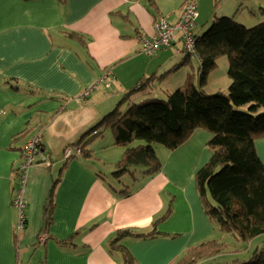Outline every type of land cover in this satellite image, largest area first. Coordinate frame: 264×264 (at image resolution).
<instances>
[{"label":"crops","instance_id":"0c3cea01","mask_svg":"<svg viewBox=\"0 0 264 264\" xmlns=\"http://www.w3.org/2000/svg\"><path fill=\"white\" fill-rule=\"evenodd\" d=\"M186 1L0 0V264H123L121 253L108 248V239L120 229L151 233L170 207L171 215L156 227L157 236L124 243L137 264H175L190 248L221 239L197 188L196 174L213 157L208 145L213 135L201 129L178 149L165 151L162 171L147 177L141 173L131 190L106 184L99 168L103 161L94 151L92 158L77 155L63 173L53 223L45 228L55 169L64 166L67 147L89 140L88 132L134 88L139 90L128 106L149 94L161 96L138 84L178 65L184 55L176 50L182 45L147 56L141 40L154 33L160 17L177 24ZM199 19L196 33L207 22ZM71 32L82 34L86 47L68 39L65 33ZM107 71L112 72L111 85L101 83L85 95ZM187 75L188 68L182 67L162 80L167 83L163 94L181 88ZM27 88L39 93L29 94ZM26 129L27 135L16 138ZM37 134L51 166L37 156L29 170L26 224L19 229L20 210L14 204L18 170L23 148ZM256 150L264 165V137L256 140ZM122 153L116 150L115 164ZM70 238L68 247L59 245Z\"/></svg>","mask_w":264,"mask_h":264},{"label":"trees","instance_id":"16d2710c","mask_svg":"<svg viewBox=\"0 0 264 264\" xmlns=\"http://www.w3.org/2000/svg\"><path fill=\"white\" fill-rule=\"evenodd\" d=\"M114 14L122 15L120 12ZM234 18H215L209 29L202 34L195 32L197 20L194 29L195 56L182 53V61L169 72L138 84L140 89L153 90L154 79L164 80L178 69L187 67L186 83L168 94L167 100L149 94L145 100L130 104L125 111L122 110L123 104L139 90L136 87L88 132L86 136L90 137L89 140L84 142L83 138L67 147L73 149L74 154L66 159L53 183L45 206L46 229L53 223L56 193L69 162L77 155L83 158L94 157L91 145L96 138L103 137L108 129L112 130L115 143L125 149L116 165L118 170L113 173L117 179L126 173L134 175L136 172L131 171L134 167L141 169L146 177L159 174L163 162L154 146L162 145L170 152L174 151L201 129L213 135L208 144L213 157L196 176L204 212L220 233H229L240 241L249 242L264 235V165L256 150V140L264 137V114L254 115L264 109V22L248 28ZM65 34L68 39L82 46L87 45V39L82 34ZM175 44H181L180 49H183L180 37H177ZM223 56L229 58L228 74L231 83L226 91L219 90L210 94L206 91L208 77L216 70ZM192 57L199 61L197 74L193 72ZM19 87L15 84L13 88L20 90ZM27 92L39 93L32 88H27ZM245 105L249 107L248 113L237 110ZM28 133L29 129H26L16 138H22ZM171 213L170 207L155 221L151 233L117 230L108 239V248L112 252L121 253L123 264H137L124 243L130 238L150 239L157 236V225ZM58 243L61 247H68L72 238ZM227 249V243L212 238L190 248L175 264H199L221 255ZM241 264H264V255L256 252L249 261Z\"/></svg>","mask_w":264,"mask_h":264},{"label":"rangeland","instance_id":"374dc122","mask_svg":"<svg viewBox=\"0 0 264 264\" xmlns=\"http://www.w3.org/2000/svg\"><path fill=\"white\" fill-rule=\"evenodd\" d=\"M198 4L200 5V23H203L205 19H207V22H205L204 24H199L203 26L202 28L197 29V32L199 31L198 34L203 33L202 29H204V32H206L215 18L235 17L234 19L236 21L248 28L255 27L264 22V0H198ZM191 61L194 66L193 72L197 74L199 61L196 57H192ZM189 68L192 71L190 65ZM228 71L229 58L227 56H223L219 59L218 67L216 68V70L213 71L208 77V85L206 91L211 94L212 91H216L220 87L222 90L226 91L229 87L228 85H230L231 83H229V80L226 79L230 78ZM165 73V71H162L157 75V77H161ZM160 81L162 80H158L155 83V88L153 89L157 90L158 94H161V96H157L158 99L167 100V95L163 94L162 92V90H165V86L167 85V83L164 81V83H159ZM117 87L118 86H116V88ZM134 99L135 98H133L132 100L134 101ZM137 101L139 100L135 99L134 102L136 103ZM128 102L123 104L122 109L123 107L125 108V106L128 107ZM237 110L248 113L249 107L247 105L240 106L237 108ZM262 114H264V109H260L254 115L259 116ZM113 135L114 134L112 130L108 129L107 131H105L103 137L96 138L97 140L93 144V151L95 152V156L103 161V164H99L100 174H102V177L106 184L108 183L110 186H112V188L120 191L131 190L134 187L135 179L137 178V180H139V175L142 172L141 169L134 167L131 168V171L134 170L136 172L135 176L133 177L129 173H126V175H124L120 179H117L114 176L113 173L118 170V167H116V165L122 158L121 156V158L115 164V152L116 150H121L122 152H124L125 149L123 146L115 143ZM193 135L191 136V138L193 137ZM133 145L136 146L137 144ZM154 148L159 158H161L165 151H167L168 154L170 153L169 150H167L162 145H155ZM62 165L63 163H61V165H59L55 169V176L58 177ZM208 201L211 202L210 199H208ZM218 235L221 237V241L228 244V249L221 255L204 260L199 264H241L243 262L249 261L256 252L262 253L264 255V235L258 236L249 242L240 241L234 238V236L229 233H220V231H218Z\"/></svg>","mask_w":264,"mask_h":264},{"label":"built area","instance_id":"2783aa9c","mask_svg":"<svg viewBox=\"0 0 264 264\" xmlns=\"http://www.w3.org/2000/svg\"><path fill=\"white\" fill-rule=\"evenodd\" d=\"M199 18V5L197 0H187L184 8L181 12V17L177 24L171 25L165 18L160 17L154 22V33L142 38V52L147 56L157 54L161 49L170 48L177 41V37L183 42V49H177L176 53L179 54H191L195 56V37L194 29L197 26V20ZM110 78H113L112 72L107 71L98 83L94 84L85 95H88L92 90L97 89L101 83H106L109 87L111 82H108ZM42 136L41 134L35 135L27 142L22 151L23 162L18 170V178L20 188L17 191L14 199V204L20 210L19 216V229H23L26 224L24 215L25 210V187L27 184L28 173L34 164L37 156H41L42 163L45 166H51V162L47 156H45L41 150ZM79 153V151H77ZM74 154L73 149L69 148L64 153V158H71ZM43 239V238H42ZM44 240V239H43Z\"/></svg>","mask_w":264,"mask_h":264}]
</instances>
